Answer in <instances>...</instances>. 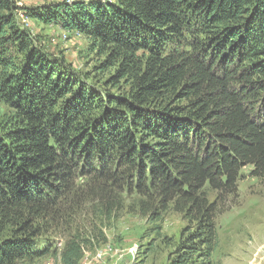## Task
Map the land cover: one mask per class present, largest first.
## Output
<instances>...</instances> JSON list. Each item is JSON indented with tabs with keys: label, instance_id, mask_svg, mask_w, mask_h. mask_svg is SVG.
Returning a JSON list of instances; mask_svg holds the SVG:
<instances>
[{
	"label": "trees",
	"instance_id": "trees-1",
	"mask_svg": "<svg viewBox=\"0 0 264 264\" xmlns=\"http://www.w3.org/2000/svg\"><path fill=\"white\" fill-rule=\"evenodd\" d=\"M19 15L83 35L93 71ZM0 106V264H79L91 239L54 238L87 204L182 214L170 264H221L219 206L244 169L264 176V0H0Z\"/></svg>",
	"mask_w": 264,
	"mask_h": 264
},
{
	"label": "rangeland",
	"instance_id": "rangeland-1",
	"mask_svg": "<svg viewBox=\"0 0 264 264\" xmlns=\"http://www.w3.org/2000/svg\"><path fill=\"white\" fill-rule=\"evenodd\" d=\"M16 1L21 8H34L76 0ZM81 1L96 4L111 0ZM18 20L44 41L51 55L63 58L74 70L82 73L93 71L97 60L89 53V42L83 35L66 32L57 26H45L21 15ZM102 78L91 79L100 82ZM7 113L8 110L0 106V122ZM250 172L251 168L243 170L238 190L225 196L224 203L219 206V247L215 260L221 264H264V176L254 178ZM217 196V193H211L210 200L214 201ZM126 203L129 206L131 199ZM93 209L94 204H87L73 215L69 233L60 237L64 233L58 230L59 236L54 238L59 250L68 235L91 239V245L84 251L79 264H170L184 231L190 227L182 214L172 210L165 214L161 223H153L127 207L111 220L101 219ZM17 264H61V260L53 256Z\"/></svg>",
	"mask_w": 264,
	"mask_h": 264
},
{
	"label": "built area",
	"instance_id": "built-area-1",
	"mask_svg": "<svg viewBox=\"0 0 264 264\" xmlns=\"http://www.w3.org/2000/svg\"><path fill=\"white\" fill-rule=\"evenodd\" d=\"M74 3V1H68L67 2V4H69V5H71V4H73ZM22 17H24L23 15H22Z\"/></svg>",
	"mask_w": 264,
	"mask_h": 264
}]
</instances>
